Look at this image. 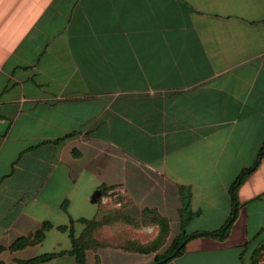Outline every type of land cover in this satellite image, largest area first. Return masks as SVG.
Instances as JSON below:
<instances>
[{
  "label": "crops",
  "instance_id": "1",
  "mask_svg": "<svg viewBox=\"0 0 264 264\" xmlns=\"http://www.w3.org/2000/svg\"><path fill=\"white\" fill-rule=\"evenodd\" d=\"M263 141L264 0H0V264H150L230 194L165 264H264Z\"/></svg>",
  "mask_w": 264,
  "mask_h": 264
},
{
  "label": "trees",
  "instance_id": "2",
  "mask_svg": "<svg viewBox=\"0 0 264 264\" xmlns=\"http://www.w3.org/2000/svg\"><path fill=\"white\" fill-rule=\"evenodd\" d=\"M264 151V141L261 144V147L259 148L254 163L246 168L242 169L238 175L235 177L232 186L237 185L240 183L256 166L258 157L263 153ZM231 189V187H230ZM178 197L181 204L179 217H180V223L185 222L189 219V217L192 215L188 209V193L183 188L178 189ZM230 200L232 201V210L228 216V218L224 221V223L216 230L210 231V232H194L190 235H185L183 232H181L178 236H176L170 244L160 253L155 254L152 257V261L150 264H165L170 259L178 255L182 251V247L184 242L190 238V237H199L204 236L208 238H214V239H222L226 236L228 233L229 227L232 223V220L235 216V204L233 203V196L230 194ZM39 234L37 235V237ZM23 239H17L14 241L8 248L10 250H16L23 246ZM153 248V250H155ZM152 250V251H153ZM1 251V249H0ZM84 247L81 245V243L77 239L71 240V249L68 252L69 255H71L74 259L75 264H84ZM59 255V254H58ZM57 255H41L38 257H34L31 259L23 260V261H15L14 264H37V263H43L46 261H49L51 258L55 257Z\"/></svg>",
  "mask_w": 264,
  "mask_h": 264
},
{
  "label": "rangeland",
  "instance_id": "3",
  "mask_svg": "<svg viewBox=\"0 0 264 264\" xmlns=\"http://www.w3.org/2000/svg\"><path fill=\"white\" fill-rule=\"evenodd\" d=\"M142 234L144 235V236H146V233L143 231L142 232ZM150 241V240H149ZM158 241H161L160 239H157V242ZM166 246H167V244H165V245H163L162 247L160 246V250L159 251H162L163 249H165L166 248ZM157 249H158V247H156Z\"/></svg>",
  "mask_w": 264,
  "mask_h": 264
},
{
  "label": "water",
  "instance_id": "4",
  "mask_svg": "<svg viewBox=\"0 0 264 264\" xmlns=\"http://www.w3.org/2000/svg\"><path fill=\"white\" fill-rule=\"evenodd\" d=\"M97 195H98V191H95V192L92 194L91 200H93Z\"/></svg>",
  "mask_w": 264,
  "mask_h": 264
}]
</instances>
